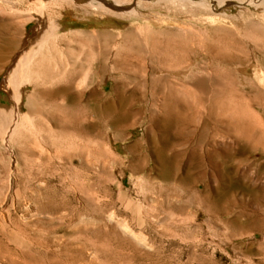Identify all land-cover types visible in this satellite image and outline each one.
Returning <instances> with one entry per match:
<instances>
[{
	"label": "rangeland",
	"instance_id": "obj_1",
	"mask_svg": "<svg viewBox=\"0 0 264 264\" xmlns=\"http://www.w3.org/2000/svg\"><path fill=\"white\" fill-rule=\"evenodd\" d=\"M123 1L113 0L112 4L102 0L103 11L97 10V14L91 3L83 0L84 13L78 16L93 14L108 23L64 24L69 38H74L70 31L80 27L89 31L99 28L102 36L101 60L90 53L81 74L101 88L102 123L86 130L88 141L65 137L51 143L41 138L30 121L21 127L25 135L20 140L17 136L3 142L0 133V264H264V110L256 105L264 102V51L257 52L253 37L245 38L246 31L251 36L258 30L264 32V0H141L140 4L131 0L127 5ZM73 11L64 1L43 8L36 0H11L10 4L0 0V23L4 18L12 22L7 35L0 30V47L14 35L19 40L16 45L34 39L42 14L49 21L65 20L73 18ZM196 32L208 46L212 44L210 37L217 36L246 48L241 66L230 68L240 88L246 89L244 101L261 117L263 128L250 126L242 136L238 126L216 130L209 125L205 129L203 122L215 115L216 108L201 104L194 95L175 94L173 82L189 83L193 78H176L167 71L172 82L166 92L174 94L166 95V108L184 114L191 126L184 160L190 161L193 153L201 156L203 171L194 182L181 186L159 174V143L150 138L152 127L148 123L140 120L121 130L106 122L105 115L109 105L120 110L118 86L126 82L132 86L145 76L152 77L150 69L156 61L150 55L155 41L163 45L187 35L190 40L184 50L176 41L175 48L187 51L182 55L189 66L199 64L194 78L209 77V57L198 50ZM56 37L50 41H58ZM137 40L141 49L135 46ZM261 41L264 47V35ZM93 42L97 44L96 39ZM62 47L53 52L55 61L49 67L53 73L70 52L67 46ZM230 48L217 44L221 54L235 56L238 49ZM23 49L24 44L12 46L13 54L0 67V106L8 109L15 97L3 84L15 54ZM198 51L200 59L195 61ZM123 56L132 58L127 61ZM118 66H133L138 78L126 77ZM17 80V88L28 94L25 77L20 74ZM155 100L159 110L155 113L160 115L164 99L160 94ZM78 108L73 112L79 111V119L72 124L81 128V113L94 109L92 105ZM132 108H141L149 115V97L135 101ZM23 109L20 107L21 112ZM66 113L75 121L70 110ZM153 130L152 134L160 135ZM41 143L43 151L38 147ZM47 186L51 188L45 189ZM40 189H44L43 194ZM214 201L226 212H218ZM255 231L259 232L254 237Z\"/></svg>",
	"mask_w": 264,
	"mask_h": 264
},
{
	"label": "bare ground",
	"instance_id": "obj_2",
	"mask_svg": "<svg viewBox=\"0 0 264 264\" xmlns=\"http://www.w3.org/2000/svg\"><path fill=\"white\" fill-rule=\"evenodd\" d=\"M36 1L41 3V6L43 8L51 7L54 4H56L58 1L60 2L64 1L66 3H69V5H71V7L74 8V11L72 12L73 18L68 17L65 20L55 19L49 21V19H47L42 14L40 16V24L37 25V34L34 39L30 41L27 40L26 42L23 41L16 45V41L18 39L14 37L15 36L14 35L13 36L14 39L12 38L11 40H9V43L11 41L10 44L7 43V41L5 40L7 44L6 45L3 44L2 47H0V67H2L5 64V62H7L8 58L10 59L11 54H13L12 46L13 48L15 47L17 48L18 46L24 44V49L15 54L16 57L13 61V65L11 68L9 67L10 69L8 73H6L7 75L5 76V80L3 84V87L10 90L9 94L13 92V94L11 95L15 97V101L10 109L6 108L5 106H0L1 141L6 142L9 141L10 139L15 140L17 136L19 137L21 135L24 137L25 131L24 133L21 134V127L23 126L25 127V124L28 121H30L32 128L36 129L38 133L41 134V138L51 143L56 144L58 138L60 139L65 137L72 139L74 142L82 139H85V141L87 139L88 141V138H86L87 135L85 134L86 130L89 129L90 127L94 128L102 123V103L100 99L101 92L99 90L100 87L98 88L97 86L92 84L93 82L87 81L85 77L83 78L81 76V74L82 71H84L86 66L88 65V60H89L88 56L90 55V53L98 55L97 58L98 60L100 59V55L102 54V49L100 46V41L102 36L99 31V28H95L94 30L89 31L87 29H84V27H80L79 29L71 30L70 35L74 36V38L72 37L69 38L67 37L68 35L65 34L66 29L64 27V24L67 22L76 24L79 21V23H87V24L92 23L94 25H99L100 23H108V22H102V19L100 17H96L93 14H92L93 16L92 15L89 16L87 14H84L85 16H78L79 13H84L81 12L84 10V6L82 4L83 0H36ZM106 1H108V3L110 2L114 4L113 0H106ZM130 1L131 0H124L123 2L125 3L127 2L126 3L127 5L128 2L131 3ZM158 1L162 2V0H152L151 2H158ZM3 2L10 4L11 0H3ZM87 2L91 3V7L96 10L95 13H97V10H102V3H103L102 0H87ZM135 3L140 4L141 0H136ZM121 10H119V12ZM102 11L100 13H102ZM11 27H12V22L10 20H7L5 18L2 19L0 23V30H2L7 35V33L10 32ZM177 34L180 35L179 33ZM194 34L195 36L199 37L197 40L196 37L194 38L197 45H199L198 50L202 53H205L209 57L210 68L207 67L210 70L209 77L194 78L195 70L197 71L199 64L195 62L193 65L189 66L186 63L184 56L182 55L185 54L187 51L185 53L184 52L181 53L178 52L179 50L175 48L176 43H174V41L177 42V45L179 43L180 45V46L178 45L179 48L182 47L184 50L185 44L189 39L187 38L188 37L187 35L185 36V38H181L179 36L180 38L178 37L179 38L178 40H173V41L170 40L165 42L163 45L162 42L155 41L153 47L154 53L152 52L153 54L151 53L150 55L156 61V64L153 65V67L151 66L152 68L150 69L151 71L150 73L152 74V77L148 78L147 76H145V78H143L144 80L142 81L138 80L139 83L138 82L136 84L132 83L133 84L132 86H130L131 82L129 83L126 82L123 85L118 86L117 92L119 94L118 104L120 105V110H116L115 109L116 107L109 105L108 111H106L107 115H105L106 122H110V125L112 127L114 126V128H119L121 130L127 129L129 127L130 128L133 127L137 123V121L140 120L142 123H148V125L152 127L150 138L158 141L159 143V147H157L158 148L157 156L162 163V168L159 174L164 179H167L168 181H173V183H176L181 186L186 182H194L195 179L198 176H200L201 172H203L199 166L200 165L199 157L201 156L194 155L193 153L192 156L190 157L191 160L185 162L184 156L187 153V149H188L187 148L188 145L186 144V141L188 140V136L190 135L188 133V128H190L191 126L189 125L190 123H188L184 119L185 118L183 117L184 114L182 115L179 112L178 113L174 112L175 110L171 111L172 110L171 108L168 109L166 108L168 104L165 99L166 95H173L175 93L178 95L187 96L190 94L191 96L194 95L193 97H195V99H197L198 102H200L201 104H205V105L208 104L214 106L217 112L215 113V115L211 116L210 119L205 120L203 118L205 120L203 122L204 128L208 127L209 125L215 127L216 130L219 128H224V130L225 129L231 130L235 126L236 128L241 127L242 128L241 130H243L241 131L239 129L241 131V136L250 126H252V129L258 126L259 128L260 127L263 128L262 126L263 121H261L262 120L261 117H259L256 113H254V111H252L249 108L248 104L251 103L247 104V102L244 101L246 89L244 90L240 88L239 83L236 81L233 71L230 68L231 66L233 68L234 67L237 68L241 66V64L243 63L246 57L245 56L246 48L240 47V45L238 46V44L236 43L235 45L233 41L222 39L217 36L210 37L212 44L208 46L205 44L204 42L205 38L203 37V35L200 34V32H196ZM56 35H57L56 40L58 41L51 42L50 38ZM59 35H61V37L57 39ZM251 35L252 34H250L249 31L245 32V38L246 37L254 38V42L256 43V47L258 49L257 52L264 51L263 43L261 41L264 32L258 30L257 32L254 33V36ZM64 37L67 38L64 39ZM92 39L93 40L96 39L97 44H95ZM138 42L139 41L137 40L135 46L141 49L142 45L139 44ZM219 43H223L226 46H229L234 49H238L235 56H233L230 52L221 54V51L217 49V44ZM62 45L67 46L70 52L68 53V57L66 61L60 62V64L56 65L57 72L53 73L49 68L52 61L54 60L53 52L55 50H60V49L63 50ZM160 48H162V51H160ZM231 48L228 50H231ZM226 49L227 48H225L222 52H224ZM200 52L197 53V55H195V61H197L198 57L201 55ZM123 58L127 60L128 58H132V56H125V57L123 56ZM256 59L258 58L256 57ZM118 67L126 77H131L133 79L138 78V77L136 78L135 68L133 66H129L127 68H121V66ZM169 70L173 72V76L176 78H179V76L183 75L185 76V78L190 76L193 78V80L189 83L173 82L172 84L174 85L173 88L177 91L174 93H171L172 91L166 92L167 85L171 84L172 82V80L166 75L167 71ZM240 72L244 74L245 71H240ZM20 74H22L25 77V80L28 83V87H29L28 94L24 93V91L21 90L19 87L17 88L18 84H20L18 83L19 80H17V77ZM185 89H187L188 92H185L186 91ZM160 94L164 99L163 106L160 108L164 110L163 112L160 113V115H158L155 113L158 108L157 107L158 104L155 99L156 96ZM178 95L176 96L178 97ZM146 97H149V106H150L149 115H147L146 111H143L141 108L138 109L132 108V104L135 101L144 100L146 99ZM175 102L176 103L174 105L177 106L178 103L177 101ZM91 105L94 109L93 111L84 109V107H89ZM256 105H258V107L264 110V102H258L256 103ZM79 106H81V108L83 107L84 109V112L82 111L83 113H81L82 114L81 122L83 124L81 128H78L79 126L78 127L73 126V124H77V121L79 119L78 116L76 117V114L78 115L79 111L78 113H74L73 110L74 108H78ZM20 107L23 108L25 107L26 110L23 109V111L21 112ZM67 110H70V113L71 114L73 113V115H75V121L73 120V117L67 115L66 113ZM256 110L258 111V109ZM157 112H159V110ZM34 117L41 118V121H38ZM153 128L157 129L159 131L158 134L160 133V135L155 136L154 134H152L154 131ZM22 136L18 139L20 140ZM50 145H54V144H50ZM41 146L42 143L41 145H38L39 150L42 149ZM27 151H29V149ZM224 156L226 157L229 156V153L224 152ZM193 157L196 159L195 162L193 160ZM46 185H50V184L48 183ZM46 188L49 189L51 187L48 188L47 186L45 187V189ZM43 190H41L42 194L44 192ZM37 197L38 199L41 198L40 196ZM215 203L216 204H214V206L218 207L219 203L218 202ZM36 210L38 209L36 208ZM216 210L220 213L226 212L225 209L222 207H218L216 208ZM68 220L70 221V219ZM258 232L259 231L253 232L252 236L254 237L257 236Z\"/></svg>",
	"mask_w": 264,
	"mask_h": 264
}]
</instances>
